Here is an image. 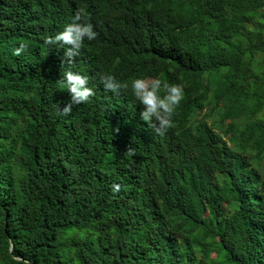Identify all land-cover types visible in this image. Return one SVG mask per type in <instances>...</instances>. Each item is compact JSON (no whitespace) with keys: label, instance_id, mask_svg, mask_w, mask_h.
<instances>
[{"label":"trees","instance_id":"1","mask_svg":"<svg viewBox=\"0 0 264 264\" xmlns=\"http://www.w3.org/2000/svg\"><path fill=\"white\" fill-rule=\"evenodd\" d=\"M78 9L68 65L43 37ZM261 56L264 0H0V264H264ZM109 73L183 85L163 136Z\"/></svg>","mask_w":264,"mask_h":264},{"label":"clouds","instance_id":"2","mask_svg":"<svg viewBox=\"0 0 264 264\" xmlns=\"http://www.w3.org/2000/svg\"><path fill=\"white\" fill-rule=\"evenodd\" d=\"M93 24L86 19L83 9H78L68 17L60 31L52 35H45L44 42L49 47L64 48L63 62L71 65L74 58L79 56L82 44L85 40L91 41L96 37ZM26 45L20 43L12 51L14 55H20ZM88 76L71 69L62 71L61 83L70 93V99L63 107L57 105V114L67 116L74 105L87 102L94 95V90L88 85ZM104 88L115 94L121 90H130L135 100L142 105L140 119L147 123L155 135L163 136L172 126V117L176 107L183 99V85L181 83L168 82L160 77L133 76L128 81L118 80L112 74L101 77ZM127 152H133L129 148ZM118 188V186H115Z\"/></svg>","mask_w":264,"mask_h":264},{"label":"rangeland","instance_id":"3","mask_svg":"<svg viewBox=\"0 0 264 264\" xmlns=\"http://www.w3.org/2000/svg\"><path fill=\"white\" fill-rule=\"evenodd\" d=\"M260 58H261V60H262V62H263V64H264V57L261 56ZM206 111H207V108H205V109L202 111L201 115H202L204 112H206ZM199 115H200V114H199ZM206 121H207L208 123H210V122L212 121V119H210V118L208 119V118H207ZM224 139H226V138H224ZM222 208H223V207H222ZM222 208H221V209H222Z\"/></svg>","mask_w":264,"mask_h":264},{"label":"water","instance_id":"4","mask_svg":"<svg viewBox=\"0 0 264 264\" xmlns=\"http://www.w3.org/2000/svg\"><path fill=\"white\" fill-rule=\"evenodd\" d=\"M12 245H10V248H11Z\"/></svg>","mask_w":264,"mask_h":264}]
</instances>
